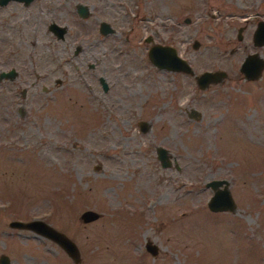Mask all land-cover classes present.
<instances>
[{
	"label": "rangeland",
	"instance_id": "rangeland-1",
	"mask_svg": "<svg viewBox=\"0 0 264 264\" xmlns=\"http://www.w3.org/2000/svg\"><path fill=\"white\" fill-rule=\"evenodd\" d=\"M100 20L113 32L99 33ZM258 21L264 0L0 5V70L16 71L0 78V254L9 264H264V66L254 79L239 71L247 54L264 60ZM49 22L65 26L62 38ZM153 43L174 47L192 73L151 64ZM203 70L225 76L199 88ZM210 179L225 180L232 209L207 208ZM85 209L98 216L82 221ZM30 219L68 236L79 259L8 226Z\"/></svg>",
	"mask_w": 264,
	"mask_h": 264
},
{
	"label": "water",
	"instance_id": "water-1",
	"mask_svg": "<svg viewBox=\"0 0 264 264\" xmlns=\"http://www.w3.org/2000/svg\"><path fill=\"white\" fill-rule=\"evenodd\" d=\"M9 0H0V5L5 4ZM23 3H28L31 0H16ZM79 17H85L88 13V6L84 4H77L75 9ZM47 29L50 30L56 38H62L65 32V26L58 25L55 22H49ZM98 31L102 35L113 32V28L108 22L100 20L98 23ZM237 34V38H239ZM253 41L256 44H262L264 42V21H258L256 27L253 31ZM150 37L144 38V41H149ZM192 47L197 46V42H192ZM147 59L151 64L158 68L170 70V71H182L185 73H192V69L188 62L181 57L174 47L166 44L153 43L150 44L146 51ZM264 66V60L257 53H250L244 56L239 64V71L242 72L244 78L254 79L256 78L261 68ZM15 75V70L13 68L7 71H0V78H12ZM225 76L223 70H203L195 75V82L197 87L204 88L208 83H215L220 81L221 78ZM98 81L101 85L102 90H106L107 84L103 77H99ZM195 114V110H191ZM190 112V113H191ZM139 129L143 131L145 129V124L143 122L138 123ZM156 158L159 161L160 166H167L170 164L165 148L162 146H156L155 148ZM96 167V166H95ZM225 180L223 179H210L205 183L212 190V194L209 196L206 205L210 211L232 209L233 202L229 195L228 190L225 188ZM222 185V187H219ZM98 214L91 210L85 209L80 212L79 217L82 221H90L95 219ZM8 226L28 229L37 234H40L59 245L63 251L76 262L79 259V253L75 243L66 236L63 232L54 229L50 225L39 219H30L28 221L21 220H10ZM144 248L151 254H155L156 246L149 242L144 243ZM0 264H9L8 258L5 254H0Z\"/></svg>",
	"mask_w": 264,
	"mask_h": 264
},
{
	"label": "flooded vegetation",
	"instance_id": "flooded-vegetation-1",
	"mask_svg": "<svg viewBox=\"0 0 264 264\" xmlns=\"http://www.w3.org/2000/svg\"><path fill=\"white\" fill-rule=\"evenodd\" d=\"M32 1V0H31ZM31 1H29V2H31ZM18 2H21V1H18ZM23 5H25V3H23V2H21ZM27 4V3H26ZM98 30V29H97ZM10 69V68H9ZM8 70V69H7ZM7 70H0V71H7ZM16 72V71H15ZM100 76H98L97 77V80H98V78H99ZM102 77V76H101ZM104 79V78H103ZM99 82V81H98ZM99 85H100V83H99ZM100 87H101V85H100ZM102 89V88H101Z\"/></svg>",
	"mask_w": 264,
	"mask_h": 264
}]
</instances>
